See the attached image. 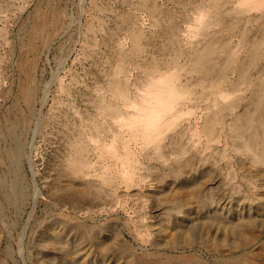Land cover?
Masks as SVG:
<instances>
[{
    "label": "rangeland",
    "instance_id": "1",
    "mask_svg": "<svg viewBox=\"0 0 264 264\" xmlns=\"http://www.w3.org/2000/svg\"><path fill=\"white\" fill-rule=\"evenodd\" d=\"M153 62L193 89V99L179 108L191 113L161 139V158L120 126L119 113L127 117L131 106L109 87L114 72L130 97L142 96L158 78L149 70ZM101 100L118 113L101 111ZM213 117L216 130L209 136L204 127ZM10 130L25 152L12 175L1 158L10 147ZM0 138V178L15 176L26 197L22 204H7L0 193V264H32L29 252L38 264H90V247L75 256L66 227L113 221L118 242L136 256L162 253L152 248L154 240L168 250L169 239L175 240L173 211L162 200L175 187L158 185L185 169L183 176L200 181V190L178 222L186 233L173 254L183 249L187 256L200 253L206 264L226 263L228 246L212 242L211 251H197L190 235L195 230L187 224H202L215 210L225 240L234 241L226 231L234 222L253 221L245 233L248 245L239 252L264 264V151L258 164L251 157L264 147V0H0ZM113 142L127 145L141 163L137 185L121 187L123 194L100 179L103 165H112L104 148ZM79 161L83 172L74 177L69 170ZM132 191L139 195L128 196ZM57 234L68 254L61 263L59 252L53 262L40 247H50Z\"/></svg>",
    "mask_w": 264,
    "mask_h": 264
},
{
    "label": "bare ground",
    "instance_id": "2",
    "mask_svg": "<svg viewBox=\"0 0 264 264\" xmlns=\"http://www.w3.org/2000/svg\"><path fill=\"white\" fill-rule=\"evenodd\" d=\"M63 59H64V57H63ZM149 70L151 71L150 73L155 74L158 77L156 79V81L153 82L149 87H153V91H154L155 98H156V103H157V106L162 111L163 117L159 122H157L155 125H153L149 128H135V129L130 128L132 131L130 136L132 138H134L135 140L140 141L142 146L144 145L147 147L149 145H152L154 152L158 155V158H161V156H159V152L161 150V142H160L161 139L164 137V135L168 131L172 130L174 127H176L178 125L177 123L181 118H183L185 115H189L191 113L190 109H188V108L185 110H180L179 108L183 105V103L186 100L190 101L191 99H193V98H190L193 94V92H192L193 89L182 84V81L180 80V77L178 74H175L174 72L173 73L167 72V70L163 71V72L158 71L154 62L150 66ZM116 75H117V73L115 74L114 72L110 75L111 77H110L109 87H110L111 91L113 92V94L117 95L120 99L125 101L128 105H130L129 102L133 101V100L139 102V99L141 98V96L137 95L134 98H132V96L130 97L126 91L125 86L119 82H116ZM167 77L172 78V80L174 81V86H175L176 90H178V92L183 97L182 102L174 110H170L168 108V104H169L168 91H167L166 87L164 86V84L161 83L162 79L167 78ZM227 95H229V94L227 93ZM28 96H30V95H28ZM220 97L225 99L227 96L224 94V95H221ZM99 106H100L101 111L104 109L108 110V112H109L108 114L118 113V110L115 106L110 105L107 107L105 105V102L102 100L99 101ZM192 111H193V109H192ZM130 114L131 113L128 112L127 117ZM119 115H120L119 120L121 121L120 126L121 127H127L124 124L126 115H124L122 113H119ZM206 124H205L206 126L204 127V132L208 133V135L211 136L213 134V132L216 130V124H217L216 117H213L212 119H210ZM9 132L8 133L10 134V136L8 138L11 141L10 147L8 146L9 149L6 147L8 150L7 151L5 150L6 152L1 154V158L5 162V165L7 166L8 172L12 175V174H15L17 172L19 165L21 164L20 163L21 157L25 152H24V144L22 143V141H20V139L16 136V134L11 133V130ZM13 132H15V131H13ZM1 136H3V135H1ZM175 139H177V138H175ZM211 139H212L211 142L216 141V137H215V141H213L214 137ZM190 140H191V137H190ZM2 142L4 143V141H2ZM258 145H259V143H258ZM104 149H102L105 151L104 153L108 154L111 157L113 162L111 163L112 165H103V167H102V171L100 173V179H101V183L103 184V186L107 187L114 194H116L121 189V187L127 191H129L131 188H134V186L137 185L136 180L140 179V177L137 176V171L139 169H141V163L135 158V154L130 150V148L127 145H124L123 147L118 148V147H116L114 142L111 143L110 145H108L107 147H105ZM122 151L124 152V154L122 153ZM263 151H264V147L260 149V153L258 155L255 153L252 154L251 157H252V161L254 164H258L260 162L259 160H261V158L263 156ZM98 153H99V151H98ZM237 159H238V157L235 160H237ZM143 161H145V160H143ZM68 163H66V164H68ZM75 163H76L75 165L73 164L71 166V170H69L70 174L74 175V177L78 174L80 175V173L83 172V166H82L83 161H79V163L78 162H75ZM193 163H195V162H193ZM70 164H72V163H70ZM240 165H238V167H240ZM245 165H242V167ZM6 166H5V168H6ZM185 167H186L185 165H182V167H180V168L183 169ZM21 169H20V171H21ZM185 170H187V169H185ZM185 170H180L181 172L178 170L177 175L173 176V177H169V175H168V178L169 179L172 178V181L168 182L167 179L164 178L163 181H161L160 185H158V187H161L162 185L167 186V187L174 185V187H175V189L172 191V194L170 193L171 191L167 192V195H168L167 198L162 200V201L166 200L167 202L172 203V207L170 208V212L173 211L172 212L173 214H170L171 219H170V225L169 226H170V229L175 233V240L171 241V239H169L170 242H168V245L170 246V248L168 250H164L162 248V246H161L162 241L154 240L151 242L152 248L156 252L162 251V253H155V254H153L152 258H149L148 256H140V257L136 256L130 250V248H128L125 245L118 242L117 234L119 232V228H118L117 222L113 221V222L107 223L105 226H103V225H90V224L89 225H82L81 224L80 226L76 225V226L66 227V231L69 233H72V235L74 237L73 244H72V246H70L74 250V252H73L74 255L75 256H77V254L80 255L83 252L85 246H89L90 250H89V252H87L86 257L90 258V261H91L90 264H206L205 259L202 257V255L200 253L197 254V252H193L192 254H190V256H187V255H185L186 254L185 250L179 249V252H177L178 253L177 256H175L173 254V253L176 254V251H178V249H176L177 248L176 246L180 245L179 240H180V238H183V236L186 233L181 228V225H179L178 222L180 219L184 218L186 213H190L189 209H193V208H190V205L192 202L198 201V192L200 190V188H199L200 187V181L195 183L194 180H190V177L187 174H186V176H183L184 175L183 173L185 172ZM20 171H18V172H20ZM247 171H248L247 174H249V175H251V174L258 175L260 173V171H252L251 169H249ZM10 174H8V175H10ZM1 176H2V174H1ZM3 176H4V174H3ZM77 178H75V179H77ZM17 181H18V179L15 176H14V178H12L10 180L6 179L5 177L0 178V193L3 194V196L5 197V198L3 197L5 202L6 201L15 202V204L16 203L19 204V203H21L22 198H23V200H24V198H26V197H23V188L20 186L21 184H19ZM86 184H85V187L87 186ZM24 186H26V184ZM88 188H89V186H88ZM88 188H86V190H88ZM234 190H236V189H234ZM119 192H120V194H123L124 190L122 191L123 193H121V191H119ZM132 192L133 193L130 192L128 194V196L134 197V196L139 195L138 193H135V191H132ZM80 193L82 194V192H80ZM164 194H166V193L164 192ZM239 197H241V194L239 195ZM244 198L245 197H242V199L244 201H247V202L249 201V203H248L249 206H251L252 204H254V205L256 204L255 203L256 199H255V201H253L251 198L250 199H244ZM116 199H117V201H120L121 195L118 194ZM0 206H1V204H0ZM2 206H3V204H2ZM20 207H22V206H20ZM0 210H1V208H0ZM15 210H17V209H15ZM0 213H3V211ZM211 213L212 214L210 215L208 221H206L202 224H198V222L193 221V220L190 221L191 223H187L188 225H191L190 227H192L195 230L194 233H190V235L194 239L195 244L198 245L194 249H197V251H199V252L203 249L206 251H211V243L212 242L215 243L216 248H220L224 245H227L228 246L227 251H229V252L226 255L228 257H224L225 259L227 258V261L224 264H259V263H256L258 261V259L255 255H254V258H252V260H249L245 253L239 252L241 249H245L248 245L247 242H248L249 238L245 239V233L250 232L249 227L253 224V221L252 220L245 221V219L240 218V220L234 222L230 228H227V229L225 228L226 231L229 233V235L234 236V241L231 239L225 240L217 232V229H223L224 228V227L221 228V227L217 226L219 223L217 216H219V215L216 213L215 210L211 211ZM175 215H176V217H174ZM143 216L144 215L141 216L142 220L144 219ZM6 217H8V216H6ZM2 223L4 224V222H2ZM168 223H169V221H168ZM153 226L147 225V227L150 228V230H151V227L153 228ZM137 231H138V229H137ZM161 231L166 232L167 228L165 226H163ZM107 232H110L111 234L104 237L103 242L100 243L99 237L104 236V234H106ZM220 232H222V231H220ZM168 234H171V233L169 232ZM229 235H227V236L229 237ZM166 238H168V236ZM64 240H65V238L63 237V235L57 234L55 236V239H52L50 241V243L48 245L50 247L40 246L41 249L43 250V252L45 253L44 256L47 257L50 261L54 260L53 262H56V261H58V259L52 255L56 251V252L60 253V256H61L60 257V263L65 261V259H67V257H68V254L66 253V250H64L66 248V245L64 244ZM162 243L164 244V242H162ZM36 244L37 243H35V245ZM93 244H96V245L93 247L92 246ZM164 246H165V244H164ZM19 247H21V249L23 248V246H19ZM49 248H51V249H49ZM194 249H192V251H194ZM18 250H20V249H18ZM10 253H11V251H9L7 254H10ZM28 255H29L28 257L32 258V259H30V262L32 264H38L39 263L38 261L40 259L39 260L37 259V255H34L31 252H29ZM51 256H53V257H51ZM66 264H76V263L74 260L70 261L67 259Z\"/></svg>",
    "mask_w": 264,
    "mask_h": 264
},
{
    "label": "clouds",
    "instance_id": "3",
    "mask_svg": "<svg viewBox=\"0 0 264 264\" xmlns=\"http://www.w3.org/2000/svg\"><path fill=\"white\" fill-rule=\"evenodd\" d=\"M161 83L164 84L168 91L169 104L168 108L174 110L182 102V95L176 90L174 81L171 77L163 78ZM130 115L125 118L124 124L129 128H149L159 122L163 113L157 106L153 87L145 88L139 102L133 100Z\"/></svg>",
    "mask_w": 264,
    "mask_h": 264
}]
</instances>
